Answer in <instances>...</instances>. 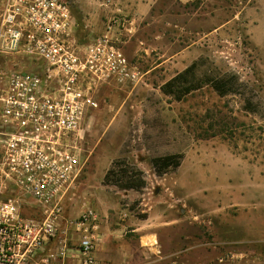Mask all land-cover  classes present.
Masks as SVG:
<instances>
[{
	"label": "rangeland",
	"instance_id": "1",
	"mask_svg": "<svg viewBox=\"0 0 264 264\" xmlns=\"http://www.w3.org/2000/svg\"><path fill=\"white\" fill-rule=\"evenodd\" d=\"M65 1L78 42L108 35L141 72L93 91L66 216L92 207L136 242L134 228L156 234L152 250L143 241L147 259L264 264V0ZM194 62L176 85L201 87L179 100L164 85ZM14 68L41 63L0 57V69ZM211 78L233 89L221 96ZM178 153L179 167H155Z\"/></svg>",
	"mask_w": 264,
	"mask_h": 264
},
{
	"label": "built area",
	"instance_id": "2",
	"mask_svg": "<svg viewBox=\"0 0 264 264\" xmlns=\"http://www.w3.org/2000/svg\"><path fill=\"white\" fill-rule=\"evenodd\" d=\"M75 30L65 0H0V57L41 63L0 69V264H60L74 248L78 264H102L98 213L68 217L65 197L84 167L93 91L141 72L108 35L81 44Z\"/></svg>",
	"mask_w": 264,
	"mask_h": 264
},
{
	"label": "crops",
	"instance_id": "3",
	"mask_svg": "<svg viewBox=\"0 0 264 264\" xmlns=\"http://www.w3.org/2000/svg\"><path fill=\"white\" fill-rule=\"evenodd\" d=\"M172 221L165 222L169 228ZM132 233L138 235L137 242L131 237L127 235V231H123L122 229L114 228L105 223L101 222V241L98 244V249L96 251V255L102 264H157L159 261L160 264H178L177 258L173 256L177 254V252L169 251L167 253L159 255V259H147L146 251L152 250L156 245L155 241H153V236L156 237V234L141 232L140 228H134ZM144 239H149L153 244L146 248L143 246ZM156 247V246H155ZM148 249V250H147ZM77 250H74L71 253V257H69L65 261H60V264H78ZM177 257V256H175Z\"/></svg>",
	"mask_w": 264,
	"mask_h": 264
},
{
	"label": "trees",
	"instance_id": "4",
	"mask_svg": "<svg viewBox=\"0 0 264 264\" xmlns=\"http://www.w3.org/2000/svg\"><path fill=\"white\" fill-rule=\"evenodd\" d=\"M196 66V62L192 63L184 72L179 73L174 78L166 82L165 88H170V91L177 93V98L181 100L186 94L190 93L193 89L200 85L182 86L181 89L176 85V83L185 78V75ZM231 78H211V85L218 92L219 95L225 96L233 89V84H231ZM201 87V86H200ZM183 158L182 153L170 154L163 157H157L153 160L155 167L159 170H168L169 168H177L181 165V159ZM111 170H109L105 177H108Z\"/></svg>",
	"mask_w": 264,
	"mask_h": 264
}]
</instances>
